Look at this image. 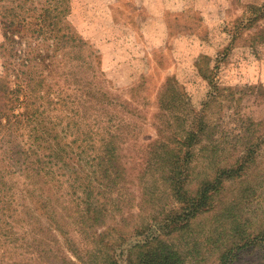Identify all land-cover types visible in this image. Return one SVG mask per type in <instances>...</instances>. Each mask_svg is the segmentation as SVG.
Returning <instances> with one entry per match:
<instances>
[{
  "label": "rangeland",
  "instance_id": "rangeland-1",
  "mask_svg": "<svg viewBox=\"0 0 264 264\" xmlns=\"http://www.w3.org/2000/svg\"><path fill=\"white\" fill-rule=\"evenodd\" d=\"M263 3L0 0V45L6 43L7 56L11 54L10 36L24 44L27 40L48 44L23 30L21 37L15 28L6 27V21L17 13L34 19L51 8L56 13L58 34L75 35V42L64 45L70 63L62 71L70 72L71 80H80V86L91 85L76 90L84 98L76 99L79 112L71 118L68 135H87L86 154L94 155L101 152L102 131L112 129L127 174L108 198L111 216L106 224L98 233L82 234L73 230L69 209L74 210V203L69 201L74 196L66 183L40 218L28 211L27 206L40 193L39 183L26 175L23 165L20 168L8 151L19 136L0 132V264H95L112 254L117 264H127L126 249L164 230L168 212L181 207L163 185L161 169L159 187L152 177L154 171L141 176L157 125L162 130L159 138L175 147L170 141L174 133L184 136L185 131L198 129L200 121L205 124L191 146L188 190L197 187L204 173L213 174L211 168L217 162L228 166L243 151L246 138L256 134L264 138V41L256 39V33L264 29V16L253 23L247 21L252 16L249 7ZM239 22L251 24L231 41L230 32ZM22 43L17 42V48ZM2 58L0 76L4 73ZM211 141L219 153L215 158L206 149ZM254 146V164L243 178L226 180L218 197L226 203L239 200L241 212L257 225L264 222V143ZM142 154H146L143 165ZM54 208V216L64 225L62 231L47 217L53 215ZM213 215L198 216L185 233L162 234L186 254L187 264L216 263L218 251L208 240L215 236L214 226L218 225ZM146 222L151 228L143 227ZM43 249L47 250L45 256H41Z\"/></svg>",
  "mask_w": 264,
  "mask_h": 264
},
{
  "label": "trees",
  "instance_id": "trees-1",
  "mask_svg": "<svg viewBox=\"0 0 264 264\" xmlns=\"http://www.w3.org/2000/svg\"><path fill=\"white\" fill-rule=\"evenodd\" d=\"M249 8L252 16L247 17V21L253 23L264 16V3ZM16 15L6 21V27L15 28L21 37L24 31L27 36L38 38V42H48L47 46L30 40L24 44L22 39L10 36V56L4 52L6 43L0 45V58L3 57L4 67V73L0 76V132L4 136H19L20 140H16L8 151H12L14 161L21 164L20 168L23 165L26 175L39 183L40 193L27 209L40 218L53 205L54 196H59L61 186L66 183L74 196L69 201L74 203V210L69 209L72 212L69 215L73 230L86 235L98 233V228L105 225L106 219L111 216L108 198L112 197L113 190L127 176L125 164L121 160L123 154L115 141V132L110 128L102 131V149L94 155L86 154L87 145H84V141H87V135L83 137L82 133H78L72 138L68 135L71 118L74 119L79 112V101L76 99L82 101L84 98L76 93L80 80H71L68 78L70 72L62 71L70 63L64 45L66 42H75L76 37L73 33L58 34L56 13L51 8H46L34 19L18 13ZM251 23L246 26L240 25V22L235 24L234 30L230 32L231 41L240 35V29L244 26L246 29ZM256 39L264 41V29L256 33ZM17 42L22 43L20 48H17ZM60 52L62 54L58 58ZM80 88L83 91L87 86ZM204 126L200 121L198 129L185 131L184 136L174 133L170 141L175 147H169V141L159 138V131L162 130L159 125L156 126V137L148 145V156L145 168L140 171L141 176L154 171L152 177L158 185L156 187H159L161 169L163 185L168 189L169 196L179 202L181 207L168 212L164 230L152 233L126 249L127 264H187L186 254L162 234L169 235L174 231L185 233L191 229L192 222L198 216L208 212H213L214 223H218L213 230L215 236L208 238L218 251L215 264H254V261L264 264V222L257 225L251 222L241 212L239 200L226 203L218 197L226 180L243 178L254 164V145L264 143V138L257 134L252 136L256 142L246 138L242 144L243 151L241 149L242 152L228 166L217 162L211 168L213 174L204 173L197 187L188 190L186 186L190 183V172L187 169H190L193 158L191 146L196 143L197 135ZM207 146H210L206 149L211 158L219 156L212 141ZM145 155L142 154V165ZM52 213L47 214L48 219L56 222V229L62 231L64 225L54 216L55 208ZM153 219L159 218L154 216ZM150 225L146 222L143 227L149 229ZM115 245L114 242L113 248ZM71 252L80 258L78 250L72 248ZM46 253L47 250L43 249L41 256ZM94 263L117 264V260L112 254Z\"/></svg>",
  "mask_w": 264,
  "mask_h": 264
}]
</instances>
